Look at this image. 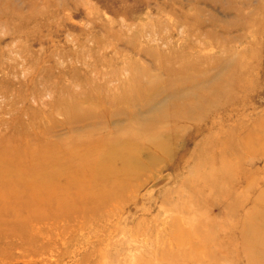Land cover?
Returning <instances> with one entry per match:
<instances>
[{"label":"rangeland","instance_id":"1","mask_svg":"<svg viewBox=\"0 0 264 264\" xmlns=\"http://www.w3.org/2000/svg\"><path fill=\"white\" fill-rule=\"evenodd\" d=\"M135 77L158 84L159 96L146 90L151 107L100 106L106 94H129ZM62 99L95 116L70 132ZM175 105L187 117L153 120ZM91 124L95 135L134 126L145 137L162 126L165 145L140 142L150 166L138 189L99 218L46 217L30 225L27 246L0 237V264H171L174 224L204 247L185 264H242L234 242L264 191V0H0V136L52 126L47 138L65 140ZM249 136L258 149L243 144ZM223 161L231 182L201 184Z\"/></svg>","mask_w":264,"mask_h":264},{"label":"bare ground","instance_id":"2","mask_svg":"<svg viewBox=\"0 0 264 264\" xmlns=\"http://www.w3.org/2000/svg\"><path fill=\"white\" fill-rule=\"evenodd\" d=\"M153 85L144 86L135 77L132 79L129 94L114 99L106 94L98 101L104 109L114 108L113 104L116 102H123L131 109L144 103L151 107L153 99H150L146 90L151 91L153 97L161 94L157 89L158 84ZM57 102L59 103L58 100ZM60 104L63 106L65 123L71 127L70 132L76 129V124H86L87 119L95 116L94 111L82 108L77 101L62 99ZM178 107L180 106H174L171 116L170 113L162 111L163 113L155 115L157 117L153 120L158 118L160 124L163 120L187 117L185 109L181 114ZM182 107L187 109L185 105ZM119 113V110H115L111 115ZM129 115L130 119H133L134 111ZM87 126L82 137L71 136V139L69 137L66 141H52L47 138L52 126H43L39 135L35 129L37 126H32L31 130L28 126H18L15 127L16 132L12 137L0 136V237L8 240L7 243L13 238L22 246L36 241L29 227L33 223H42L46 217L53 221L57 218L71 220L74 214H79L85 219L99 218L102 215L101 210L110 201H118L126 191L138 189L139 171L150 166L144 161L141 164L140 142L144 138L153 141L158 150L165 145L164 140L156 139L160 136L158 134H161L159 129L162 128L159 126L157 129L158 125H149V129L153 128L154 131L153 135L148 137L143 133L141 135L140 130L134 126L125 128L120 134L112 135H95L96 125L83 127ZM17 129L21 131L17 132ZM27 129L35 133H28ZM32 139L34 142L30 143ZM258 142L249 136L243 144L250 149H258V145L255 147ZM210 159L212 167L216 163L213 157ZM216 170L222 173H207L206 180L201 184H210L212 188L219 182H231L232 176L226 162L216 166ZM254 202L257 204L252 211L255 215L247 216V220L240 223L239 228H242L243 234L238 242H234V248L238 252L235 257L240 259V254L245 257L242 264H264L263 190L257 193ZM246 213L244 209L243 219L246 218ZM174 226L169 233L170 251L164 254L168 263L185 264L192 257L198 259L205 255L204 247L194 243L198 238L191 229L175 224Z\"/></svg>","mask_w":264,"mask_h":264}]
</instances>
